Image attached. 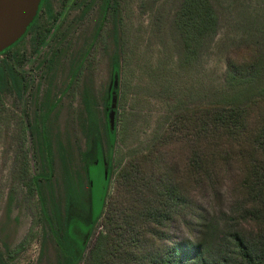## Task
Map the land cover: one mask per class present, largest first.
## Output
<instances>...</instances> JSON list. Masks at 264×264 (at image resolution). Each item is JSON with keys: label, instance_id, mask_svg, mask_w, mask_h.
<instances>
[{"label": "rangeland", "instance_id": "obj_1", "mask_svg": "<svg viewBox=\"0 0 264 264\" xmlns=\"http://www.w3.org/2000/svg\"><path fill=\"white\" fill-rule=\"evenodd\" d=\"M181 1L110 0L104 13L106 0H47L38 23L45 40L40 43L32 31L0 54V71L8 62L29 84L22 96L0 85V264H58L59 248L46 217L50 205L45 202L44 216L39 193L44 175L61 173L60 148L64 144L70 149L68 139L72 166L82 167L87 138L78 114L84 110L86 85L112 136L118 166L145 150L177 111L225 94L228 53L248 44L264 51V0H212L220 20L218 34L194 68L181 70L172 31ZM117 49L122 67L114 69L111 57ZM34 128L38 134L32 133ZM44 130L48 145L41 144ZM103 150L88 165L94 216L101 215L111 191L110 157ZM219 191L221 204L208 187L195 194L209 212L226 210L229 180L220 183ZM100 229L98 223L92 234L83 235L87 249Z\"/></svg>", "mask_w": 264, "mask_h": 264}, {"label": "trees", "instance_id": "obj_2", "mask_svg": "<svg viewBox=\"0 0 264 264\" xmlns=\"http://www.w3.org/2000/svg\"><path fill=\"white\" fill-rule=\"evenodd\" d=\"M109 4L106 0L102 6L104 13ZM219 25L212 0L181 1L172 20L181 70L189 71L200 62ZM33 26L0 54L10 52ZM37 32L34 35L41 43L46 37L38 23ZM116 51L111 57L114 69L122 67ZM0 85L12 87L19 96L29 86L8 62L1 67ZM83 89L85 106L78 121L87 147L81 152L82 167L72 166L68 139L70 149L64 144L60 148L61 173L54 178L44 175L46 182L39 193L44 216L45 202L50 205L51 214L46 217L59 248L58 264H81L85 258L86 264H264L261 48L248 44L228 53L225 94L177 111L145 150L118 166L113 163L112 136L101 122L96 100L88 85ZM2 93L0 88V111ZM46 131L41 132L44 145L49 144ZM32 133L38 134V128ZM103 147L110 157L111 191L106 193L101 215L94 216L88 165L102 155ZM26 171L24 167L22 173ZM226 180L229 207L209 212L195 192L208 187L215 203L221 204L220 183ZM98 223L101 229L87 249L83 235L92 234Z\"/></svg>", "mask_w": 264, "mask_h": 264}, {"label": "water", "instance_id": "obj_3", "mask_svg": "<svg viewBox=\"0 0 264 264\" xmlns=\"http://www.w3.org/2000/svg\"><path fill=\"white\" fill-rule=\"evenodd\" d=\"M41 3L42 0H0V53L23 37ZM110 118L113 125L114 111L110 113Z\"/></svg>", "mask_w": 264, "mask_h": 264}, {"label": "flooded vegetation", "instance_id": "obj_4", "mask_svg": "<svg viewBox=\"0 0 264 264\" xmlns=\"http://www.w3.org/2000/svg\"><path fill=\"white\" fill-rule=\"evenodd\" d=\"M47 0H42V3H41V5H40V8H39V11H38V13H37V15H36V17H35V19H34V21L32 22V24L30 25V27L32 26V25H34L33 27H32V29L28 32V33H31L32 31L34 32L35 30H36V32H37V23H39V17H40V11L42 10V7H43V5L45 4V2H46ZM29 27V28H30ZM29 28H28V30H29ZM27 33V34H28ZM38 33V32H37Z\"/></svg>", "mask_w": 264, "mask_h": 264}]
</instances>
